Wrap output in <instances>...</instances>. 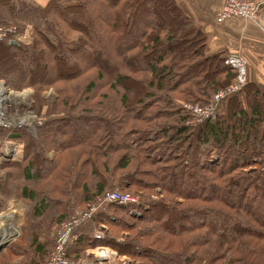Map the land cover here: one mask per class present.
I'll use <instances>...</instances> for the list:
<instances>
[{"label": "trees", "instance_id": "trees-1", "mask_svg": "<svg viewBox=\"0 0 264 264\" xmlns=\"http://www.w3.org/2000/svg\"><path fill=\"white\" fill-rule=\"evenodd\" d=\"M31 4L0 0V27L32 31L30 43L0 42V72L14 67L8 82L33 87L42 122L35 135L0 128L24 155L0 166V194L29 201V221L45 219L30 247L16 246L31 249L20 264H46L53 245L39 235L114 190L138 202L79 226L70 259L102 244L130 264H264V86L248 81L216 120L191 125L181 104L205 107L236 71L227 50L208 53L177 0Z\"/></svg>", "mask_w": 264, "mask_h": 264}, {"label": "built area", "instance_id": "built-area-1", "mask_svg": "<svg viewBox=\"0 0 264 264\" xmlns=\"http://www.w3.org/2000/svg\"><path fill=\"white\" fill-rule=\"evenodd\" d=\"M223 6L215 18V23L219 26L224 25L233 19H242L257 23V18L264 13V0H223ZM18 40L14 28L0 27V42L4 40ZM225 65L236 71L235 80L226 88L218 91L209 104L201 107L196 103H183L182 109L188 113L192 120L191 125L204 121H214L218 117L221 103L230 96L242 92L248 83L247 62L239 53L230 54ZM138 199L128 194H122L117 190L105 193L86 210H76L68 220L63 222L54 234V243L46 264H130L128 258L120 256L114 249L105 247L95 248L93 257L90 252L93 248L86 251L81 259H70L68 250L76 244L77 234L75 230L85 221L94 220L100 213H103L108 205H128L136 204ZM92 240L103 241L105 235L101 228H97L92 234ZM103 250L107 255L101 257L99 252Z\"/></svg>", "mask_w": 264, "mask_h": 264}, {"label": "rangeland", "instance_id": "rangeland-1", "mask_svg": "<svg viewBox=\"0 0 264 264\" xmlns=\"http://www.w3.org/2000/svg\"><path fill=\"white\" fill-rule=\"evenodd\" d=\"M29 4L31 3L29 2ZM31 5H36V4H31ZM157 17L158 19L157 18L156 19L157 22L159 23V19H161L162 16L157 15ZM259 27L264 34V27L263 26L262 27L259 26ZM242 28L243 31L246 29L244 25L242 26ZM16 34L17 36H20L18 41H16V44H26L32 41L31 29L27 30L22 35H18L17 32ZM14 40H16V38ZM6 41H10V39ZM98 51H100L101 53L103 49L100 48L98 49ZM105 62L107 63V61ZM22 65L23 63L21 62H16L14 64L16 68L17 66L22 67ZM24 67L25 66H23L21 69L23 70V72H25ZM12 70H6V72H0V84L3 86V87L1 86V88L5 89L8 93H11V95L12 94L16 95V96L12 95L8 99L4 98L3 100H1V94H0V128L9 129L10 131L8 133H11L13 129H18L21 127L26 128L28 132H32V129L36 131V127L41 125L42 122L38 119V114L35 112L34 108H32V103L34 100V89L33 87L24 84L20 86H16L8 82L9 76L13 74ZM247 72H248V64H247ZM46 75L48 76V78H52L50 74L47 73ZM45 96L48 99V101L51 102L54 97V88L51 87L48 90H46ZM22 97L23 99H21ZM45 111L46 108L43 107L42 112ZM28 125H32V126L30 127ZM19 146L21 147V156L19 160L6 162V160L8 159L19 157L18 155L20 148ZM10 154L12 155L11 158L6 157ZM23 157L24 155H23L22 144L7 139L5 133H2V136L0 137V166L4 163L21 162L23 160ZM3 175H4V171L0 169V178H2ZM7 185L8 184L5 185V191L10 190ZM38 185L43 189H45L49 186V183L40 182L37 184V186ZM8 194H7L8 196H4L0 194V235L2 236L1 244H7V246L0 253V264H10L11 262L15 264H20L21 262H24L29 258V256L31 255V249L28 250L26 253H20L15 251V249L17 248L16 246L23 245L24 248L25 246L26 248L30 247V243L28 242V237L33 235V232L38 230V228L42 226L45 219L42 218L40 221L33 220V222L29 221L27 217L28 214H31L32 204L27 200H23V199L21 200L18 196L12 195L11 193ZM39 195L40 194H37V197ZM103 233L105 235L104 231ZM54 234H55V227H51L49 230V234H45L44 231L39 235L38 243L44 244L47 248H51V245H53L54 242L53 241ZM99 247H105L107 250H109L108 246L102 244L95 245L92 251H89L90 257L91 256L93 257L94 253H96L94 249Z\"/></svg>", "mask_w": 264, "mask_h": 264}, {"label": "crops", "instance_id": "crops-1", "mask_svg": "<svg viewBox=\"0 0 264 264\" xmlns=\"http://www.w3.org/2000/svg\"><path fill=\"white\" fill-rule=\"evenodd\" d=\"M26 1L44 6L49 0ZM223 2V0H177V4L183 12L206 33L209 54L224 50L230 54L239 53L248 64L249 82H256L264 86V34L259 27H264V13L258 16V24L242 19H233L219 26L215 23V18L220 12ZM243 25L246 27L244 31ZM19 38L20 36H18ZM12 41L9 42L14 44L18 40Z\"/></svg>", "mask_w": 264, "mask_h": 264}, {"label": "bare ground", "instance_id": "bare-ground-1", "mask_svg": "<svg viewBox=\"0 0 264 264\" xmlns=\"http://www.w3.org/2000/svg\"><path fill=\"white\" fill-rule=\"evenodd\" d=\"M4 41H6V40H4ZM13 41H15V40H13ZM2 42V41H1ZM14 44H16V43H14ZM1 84H0V94H1V100H3L4 98L5 99H8L10 96H16L15 94H12L11 95V93H8L5 89H3V88H1ZM3 87V86H2ZM21 99H23V97L21 98ZM11 154L8 156V158H11ZM95 231V230H94ZM94 233V232H93ZM2 243V236L0 235V244ZM99 255L101 256V257H104V256H106L107 255V252L106 251H103V250H101L100 252H99Z\"/></svg>", "mask_w": 264, "mask_h": 264}, {"label": "water", "instance_id": "water-1", "mask_svg": "<svg viewBox=\"0 0 264 264\" xmlns=\"http://www.w3.org/2000/svg\"><path fill=\"white\" fill-rule=\"evenodd\" d=\"M32 133H33V135H35V130H34V129H32ZM18 160H19V158H18V159L13 158V159H8V160H6V162H9V161H18ZM6 246H7V244H1V245H0V253H1V251H2Z\"/></svg>", "mask_w": 264, "mask_h": 264}]
</instances>
